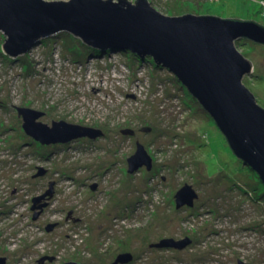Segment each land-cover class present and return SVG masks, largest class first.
<instances>
[{
    "label": "rangeland",
    "instance_id": "obj_1",
    "mask_svg": "<svg viewBox=\"0 0 264 264\" xmlns=\"http://www.w3.org/2000/svg\"><path fill=\"white\" fill-rule=\"evenodd\" d=\"M149 1L170 15L264 25V0ZM73 38L79 39L60 32L11 57L0 32V259L37 264L47 252L60 253V261L110 264L130 251V264H264V187L254 191V174L213 117L153 58L116 49L99 56ZM237 45L254 66L243 82L264 107V44L242 38ZM17 107L39 110L42 123L64 120L105 134L42 145L24 130ZM127 127L136 133L123 134ZM139 141L153 168L130 173L128 157ZM52 180L54 199L34 218L32 198L50 192ZM186 183L199 196L193 207L177 208L175 195ZM70 210L69 224L47 229ZM78 216L74 250L64 234H73L68 228ZM165 238L192 242L183 249L151 246Z\"/></svg>",
    "mask_w": 264,
    "mask_h": 264
},
{
    "label": "water",
    "instance_id": "obj_2",
    "mask_svg": "<svg viewBox=\"0 0 264 264\" xmlns=\"http://www.w3.org/2000/svg\"><path fill=\"white\" fill-rule=\"evenodd\" d=\"M0 32L6 36L3 50L11 57L28 53L35 44L60 32L70 33L94 49L126 50L141 58L152 57L197 98L233 152L257 172L264 184V107L243 82L254 66L237 45L242 38L264 44V26L258 22L211 14L170 15L149 0H0ZM17 109L26 133L44 145L96 138L104 133L101 128L64 120L49 125L37 121L42 115L39 110ZM121 131L135 133L128 127ZM137 144L128 158L130 173L144 165L148 170L153 167V157L145 145L140 141ZM198 196L186 183L175 195L176 207H193ZM38 207L42 209L41 205L33 209ZM40 212L35 211L34 218ZM191 242L190 238H165L151 246L183 249ZM132 259L133 254L125 252L112 264Z\"/></svg>",
    "mask_w": 264,
    "mask_h": 264
},
{
    "label": "flooded vegetation",
    "instance_id": "obj_3",
    "mask_svg": "<svg viewBox=\"0 0 264 264\" xmlns=\"http://www.w3.org/2000/svg\"><path fill=\"white\" fill-rule=\"evenodd\" d=\"M45 116V115H44ZM55 121V120H54ZM88 126H91V125H88ZM103 130V129H102ZM135 133H136V131H135ZM134 133V134H135ZM105 134V133H104ZM133 134V135H134ZM33 138V137H32ZM34 139V138H33ZM72 141V140H71ZM71 141H68V142H71ZM38 142V141H37ZM40 143V142H39ZM62 143H66V142H62ZM41 144V143H40ZM55 144H59V143H55ZM42 145H44V144H42ZM48 146V145H47ZM51 146H53V145H51ZM129 158V157H128ZM153 168V167H152ZM56 182L57 181H55V180H52V181H50V183H49V185L51 186L52 185V189H51V192H49V191H46V192H44L43 193V191L42 192H39V194L37 195V196H35V197H33L32 198V207H31V209L33 210V211H37V210H39V209H33V206L34 205H36V206H42V209L40 208V214H39V216H41L47 209H46V207H48V205L50 204V199H54V196H55V194H56V192H55V189H54V184H56ZM71 183V182H70ZM93 185H97V182L96 183H93ZM92 186V185H91ZM43 195H45L44 197H43ZM37 197H41L40 199H38V202L37 203H35V199L37 198ZM50 200V201H49ZM73 213H74V210H70L69 212H68V217L65 219L64 218V220H58V221H56V222H51V223H49V224H51V225H53V227H52V229L54 230L56 227H59V226H61V227H64V224H65V220H67L68 221V223L67 224H69V222H71L72 220L71 219H69V215H73ZM75 215V214H74ZM39 216H38V218H39ZM79 221H81V217L80 216H78V218H75V220H74V225H73V228H71L70 226H69V228H68V231H70V230H73V234L72 233H70V232H65V234L64 235H66V239L68 238L69 239V241H71V243H72V248L75 250V247H76V245H77V247L80 245H78V243H77V238H76V233H77V226L80 224H78L77 222H79ZM49 224L47 225V228L49 227ZM72 238V239H71ZM125 252H130V251H123V252H120V253H118L114 258H113V260L110 262V264H112L114 261H115V259L117 258V256L118 255H120L121 253H125ZM7 257V256H6ZM5 257V258H6ZM49 257H51V258H49ZM60 258H62V256H61V254L59 253V255H55V254H52V253H43L42 254V256H41V258L40 259H38L37 260V264H49L50 262H51V264H54V263H52V262H57V264H73V263H77V264H79V263H82V264H85V262H83L82 260H79V259H77L76 257H74V258H70V259H67V260H64V261H60ZM7 261H8V258H7V260L5 261V259H0V263L2 264V263H6L7 264ZM133 261V260H132ZM132 261H130V262H128V263H122V264H130ZM17 263H21V259L19 260V261H17Z\"/></svg>",
    "mask_w": 264,
    "mask_h": 264
},
{
    "label": "trees",
    "instance_id": "obj_4",
    "mask_svg": "<svg viewBox=\"0 0 264 264\" xmlns=\"http://www.w3.org/2000/svg\"><path fill=\"white\" fill-rule=\"evenodd\" d=\"M218 16V15H217ZM221 17V16H220ZM225 18V17H224ZM227 18H231V17H227ZM262 25V24H261ZM264 26V25H263ZM74 40H76V41H80L79 39H76V38H73ZM246 38H243V40H245ZM246 40H248V39H246ZM251 40V39H250ZM242 44L241 45H243L245 42H241ZM246 45V44H245ZM88 48H91V47H89V46H87ZM75 50V49H74ZM78 51V50H77ZM106 51L107 50H100V49H94V48H92V53H96V52H98L99 53V56H100V54L101 53H106ZM122 51H126V50H122ZM122 51H120V52H122ZM125 53H128V52H125ZM130 54L132 55V56H134L135 58H137L138 60H143V59H145V58H141L140 56H138L136 53H132L131 51H130ZM147 59H149V60H152V57H150V56H148V57H146ZM156 65H158L157 67L159 68V67H161L162 65H159V64H156ZM164 66H162V68H163ZM164 68H166V67H164ZM166 69H168V68H166ZM169 70V69H168ZM170 71V70H169ZM175 75V74H174ZM176 76V75H175ZM177 77V76H176ZM180 83H182L181 81H180ZM195 99H197V98H195ZM197 101V100H196ZM198 102V101H197ZM220 129V128H219ZM240 159V158H239ZM240 161L243 163V165L245 166V167H248V169L250 170V171H252V173L254 174V176H255V178H256V181L258 182V185H254L253 187H255V189H254V191L255 190H257L258 191V189L262 186V187H264V184H263V182H262V180L260 179V177H259V175L257 174V172L251 167V166H249L248 164H245V162L243 161V160H241L240 159ZM250 193H253L252 191L250 192ZM255 193V195L257 194L256 192H254ZM253 195V194H252Z\"/></svg>",
    "mask_w": 264,
    "mask_h": 264
},
{
    "label": "bare ground",
    "instance_id": "obj_5",
    "mask_svg": "<svg viewBox=\"0 0 264 264\" xmlns=\"http://www.w3.org/2000/svg\"><path fill=\"white\" fill-rule=\"evenodd\" d=\"M34 47V46H33ZM32 50V49H31ZM30 50V51H31ZM253 72V71H252ZM252 72H250V73H252ZM208 114H209V112H207ZM39 206V205H38ZM38 209H39V211H40V207H38ZM52 225L51 224H49V227L52 229V227H51Z\"/></svg>",
    "mask_w": 264,
    "mask_h": 264
}]
</instances>
